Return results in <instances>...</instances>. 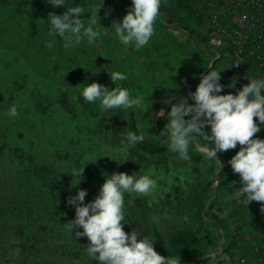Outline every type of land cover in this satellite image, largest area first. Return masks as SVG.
Listing matches in <instances>:
<instances>
[{
	"label": "trees",
	"instance_id": "trees-1",
	"mask_svg": "<svg viewBox=\"0 0 264 264\" xmlns=\"http://www.w3.org/2000/svg\"><path fill=\"white\" fill-rule=\"evenodd\" d=\"M113 1L119 8L123 5L127 9L138 7L141 11L157 12L161 14L162 27L173 23L202 45L207 42L206 35L199 32L184 14L181 0ZM80 7L85 10L89 5ZM51 10L55 14L54 7ZM98 13L96 19L106 13L108 16L109 12L100 9ZM56 14L54 23L58 22L59 26V20L65 18ZM114 21L117 20L109 19L108 22ZM34 24L29 23V28L21 26V30L17 28L11 33L24 34L28 53L43 52L46 56L33 55L28 60L23 56L25 53L0 41V69L13 67L8 84L2 83L4 96L0 97V107L4 117L1 122L8 134H3L4 138L0 140V151L9 147L10 160L27 187L15 189L19 198L8 203L16 221L17 240H218L220 231L222 240H235L234 230L240 225L234 224L229 217L238 214L248 220L253 216L245 209V197L240 200L228 198L239 185L234 158L238 150L247 148L245 140L254 137L253 131L261 120L252 116L256 125L247 131L227 126L215 100L209 99L214 77L210 70L200 75L202 69H199L200 73L185 82L188 92L182 110L183 121L178 120L175 127L166 117L177 94L171 91L158 105L164 109L163 114L154 119L155 129L162 128L163 137L146 138L137 119H144L146 114L154 112L150 101L151 83H142L145 84L143 88L133 85L142 106L134 105L126 86L138 84L141 77L150 81L156 71L154 61L158 59L157 48H151L156 41L142 39L144 44L138 41L139 47L125 48V40L117 42L119 37L116 35L110 36L115 40L112 41L99 30L96 43L101 54L106 60L115 55L117 59L100 75L102 60L94 61L95 52L90 51L87 44L82 42L84 50L77 46L67 48L64 54L52 55L49 49L55 47L59 36L54 35L59 27L56 26L52 33L49 27L39 31L41 25ZM100 24L103 23L100 21ZM141 25L146 24L142 22ZM28 31L31 35H27ZM135 32L139 30L135 29ZM47 62H56L55 67L58 65L65 72L62 73V69L57 74L49 72L48 68L42 67ZM115 70L119 71L120 77L111 74ZM127 73L132 74L131 80L124 84L126 78L123 75ZM159 74L165 76L163 72ZM95 75L106 80L108 87H122L127 103L121 106L117 100L106 98L98 83L88 90L83 89V84ZM244 93L252 99L256 89L248 88ZM204 105L205 116L199 120L195 112ZM195 141L207 147L221 163L214 180L216 160L197 149ZM10 146L16 148L10 150ZM156 155L183 158L185 165L181 169H175L174 163L168 162L174 167L173 178L168 173L164 175L166 186L163 189L168 190L167 196H176L179 187L189 186L187 208L194 222L193 228L178 227L164 236L152 216L147 220L148 198L142 206L144 221H139L143 211L136 204L138 197L134 186L142 181L141 173L150 170L148 165L156 162L153 158ZM183 179L194 183L188 185ZM174 180L178 182L174 184ZM263 180L264 172L261 171L254 177L255 188L249 187L248 195H253L257 189L262 191ZM160 188L156 182L148 186L153 195ZM150 198L155 199L149 197V201ZM221 198L228 199L227 203L231 204L230 214L220 215L214 208L217 203L221 204ZM177 202L172 201L171 207ZM134 208L137 214L135 210L131 211ZM263 219L258 226L261 232H264ZM140 223L146 225V234ZM144 242L146 253L138 248L137 241H17V255L10 259L16 264H147L151 260L159 264H210V258L218 256L204 257L217 250L218 241ZM234 246L235 241H221L222 253ZM149 254L151 257L147 262L144 259Z\"/></svg>",
	"mask_w": 264,
	"mask_h": 264
},
{
	"label": "rangeland",
	"instance_id": "rangeland-1",
	"mask_svg": "<svg viewBox=\"0 0 264 264\" xmlns=\"http://www.w3.org/2000/svg\"><path fill=\"white\" fill-rule=\"evenodd\" d=\"M115 4L116 3H114L113 0H0V41L6 43L9 48H17L18 51L22 52V54L25 53L23 56L28 60L33 55L41 57L40 55L42 54L43 56H46L43 52L35 54H31L30 52L28 53V47L26 46L27 44L24 34L14 35L11 32L18 30L21 26L23 28H29V23L31 25H35L34 22H38L41 25L38 26L39 31H42V27L43 29L49 27L53 33L54 28H56L58 23H54V19L56 18L55 14L57 12L56 16L60 17L61 15L65 18V20H59V26H57L59 28L56 30V34L54 35V37L56 35L59 37L55 40V47H50V54H64L67 48H75L77 46L83 49V42L88 45L90 51L94 50V61L98 59L102 60L103 70L99 72L100 75H103L101 72L105 73L110 68L108 65L110 62L117 61V59L115 55L112 58L110 57L111 59L106 60L101 54L102 50L98 43H96L98 39L96 34L99 30L105 37H109L112 41L115 40L110 36L115 37L116 35L119 37L117 42L121 39L122 42L125 40L123 42L125 43V48H129V46L139 47L138 41L143 43L142 39L146 42L156 41L155 43L157 44L154 46L151 45V48H157L156 52L158 53H155V55L158 59H155L154 61L156 71L153 76H151L150 81L148 79L143 80V77H141L138 84H127L130 82L132 74L127 73L126 75H123V77L126 78L124 84H127L126 87H129L130 98H132L134 105L142 106V104L138 102L140 99L137 97L135 87H133V85L143 88V85L145 86V84L142 83H151L149 87L151 88L150 91L153 89V92L151 95L152 99L150 101L153 102L154 107H151V110L153 109L154 112L146 114L144 119L138 117L137 122L140 129L144 131V134H142L143 136L146 138L160 139L163 137L164 132L162 128L155 129L157 126L154 124V119L157 115H162L164 109L158 105L166 98L169 92H177L171 104V112L166 117L171 120L175 127L177 126L176 122L178 120L183 121L182 110L186 105L185 97H187L188 92V90L185 91V82L197 73H200L199 69H202L200 75L205 73L208 55L205 54L202 44L198 43L194 37L184 33L185 31H183L176 24L167 23L162 27L160 25L162 21L161 14L152 12L151 10L147 12L141 11L138 7L127 9L122 5L119 8V6ZM79 5H89V7L84 10ZM52 7H54L55 14H53V10H51ZM77 7H80V10H78L79 8L77 9ZM100 9L104 11L108 10L109 17L106 16V13V15L104 14L100 19L98 18L99 20L96 19L95 17H98ZM112 15L114 19L112 18ZM109 19L117 21L108 22ZM100 21L103 24H100ZM140 22L145 23L147 26L144 25L142 27ZM100 26L104 28L100 29ZM141 27L145 30L140 29ZM135 29H138L139 32L136 33ZM19 30H21V28ZM118 30L120 31L118 32ZM35 31H38V29H35ZM27 35H31V32L28 31ZM51 36H53V34ZM51 36L47 37L48 41L51 40L49 39ZM53 38L51 42H53ZM118 44L119 43H117V45ZM117 45L114 44L115 47ZM129 53L130 52H126V54ZM121 56H119V60H122ZM68 58L71 57L69 56ZM164 58L165 61L163 60ZM41 59L43 60V58ZM47 63L48 64H45V66L42 64V67L48 68L49 72L53 74H57V72H60L62 69V67L58 65L55 67L57 64L56 62ZM77 63L79 62L77 61ZM216 66L217 68H222V66H224V60L222 62L218 61ZM12 68L13 67L0 69V97L4 96L2 83L4 81L8 84L9 77L12 74ZM61 71L62 73L65 72L63 69ZM70 72L74 71H69L68 73ZM161 72L164 73V77L159 74ZM111 74L116 78H118L117 76L120 77L119 71H111ZM198 78H200V76ZM100 79L101 78L99 76L95 75L92 79H89L88 83L83 84L82 88L88 90L91 85L98 83L100 86L99 88L101 89L100 92H102L106 98L109 96L110 98L117 100L121 106L127 103L126 98L123 96L122 87H108L106 80ZM114 83L117 82L114 81ZM184 93L185 95H183ZM205 107L206 105L202 108L199 107L195 112L199 120L205 116ZM143 110H145V107ZM226 110L227 109H223L222 113L224 116H228V118H230L231 114H228L230 112ZM3 117L4 113L2 111V107H0V140L4 138L3 134H8V129H4L1 122ZM225 123L228 126L226 121ZM195 146L197 149L213 156L209 149L200 144L198 141H195ZM14 147L16 148V146H10V150ZM8 150L9 147H6L0 151V240H17L18 235L15 231L16 221L14 215L10 212L8 203L19 198L16 195L15 189L23 190L27 187L25 186V183L20 180L21 173L19 170H15V167L10 160ZM153 158H156V162H152L148 165L150 170L141 173L140 178L143 182L139 181V183L134 186L135 192L137 193L136 197H138L135 199L136 204L140 205L141 211H143L141 212V218L139 221H144L143 214H145V212L142 206H145V200L148 198L147 204L149 203V206L146 204V208L149 211V214L147 213V220L149 221V216H152L157 224V227L164 236H167L170 231L178 227L189 226L193 228L194 222H192L190 211L187 208L188 198L186 192L188 191L189 186H187V188L179 187L178 194L176 196H167L166 193L168 190L163 189V187L166 186V181L163 178L164 175L168 173L171 178H173V173H171V171L174 172V167H171L169 164L174 163L175 169H181L185 165L183 158L179 156L168 157L159 155L153 156ZM169 161L170 163L168 164ZM163 170L165 172H163ZM239 179L241 178L239 177ZM183 180L188 185L191 182V184L194 183L193 181H188L187 179ZM153 182H156L157 185L161 186L160 190L158 189V192L154 195L152 192L150 194V190L148 189V186L152 185ZM177 182V180H174V184ZM242 190L243 195H248L249 192L246 183ZM27 193H29V191H27ZM235 193V191L232 193V197L227 195L228 198L234 199L233 196ZM149 197H155V199L150 198L151 200L149 201ZM174 200L178 201L177 205L171 207V202ZM227 200L228 199L221 198V204L217 203L214 206L220 215L230 214L231 204H228ZM246 205H248V203L245 202V206ZM133 210L136 212V208L131 209V211ZM229 218H231V221L234 224L240 225L238 230H234L235 240H264V232L259 231L258 226H260L261 223H259L260 221H258V218L250 217L246 220L238 214H235V217L231 216ZM140 226H142L144 232L143 234H146V225L140 223ZM136 240L144 239L137 238ZM16 242L17 241H0V264H16L10 259V257L17 255ZM219 243L221 244V241L217 242V247ZM136 244L139 249H143L146 253L147 246L144 241H137ZM213 254H217L218 256L210 258V264H264V241H235V246L228 250L227 253H222V249L218 252L217 248L215 252L205 254L204 257H210ZM150 257L151 255L149 254L145 256L144 260L147 261V258L149 259ZM147 264L159 263L151 260V262H148ZM171 264L177 263L173 262Z\"/></svg>",
	"mask_w": 264,
	"mask_h": 264
},
{
	"label": "built area",
	"instance_id": "built-area-1",
	"mask_svg": "<svg viewBox=\"0 0 264 264\" xmlns=\"http://www.w3.org/2000/svg\"><path fill=\"white\" fill-rule=\"evenodd\" d=\"M181 1L184 14L206 35L202 45L208 55L205 70L214 77L209 99L215 100L221 113L223 109L230 112V118L221 115L229 127L252 130L256 125L252 116L261 120L254 137L245 140L247 148L238 150L234 158L239 185L233 196L235 200L245 197V209L260 221L264 218V189L243 195L242 188L246 183L250 192L249 187L255 188L254 177L264 172V0ZM223 60L224 66L217 68V62ZM248 88L256 89L252 99L244 93Z\"/></svg>",
	"mask_w": 264,
	"mask_h": 264
},
{
	"label": "water",
	"instance_id": "water-1",
	"mask_svg": "<svg viewBox=\"0 0 264 264\" xmlns=\"http://www.w3.org/2000/svg\"><path fill=\"white\" fill-rule=\"evenodd\" d=\"M186 98V97H185ZM214 158H215V160L217 161V168H216V170L214 171V176H213V180L215 179V176H216V174H217V171L221 168V163L218 161V159L215 157V156H213ZM222 231H220V235H219V240H221L222 239ZM219 251H221V244L219 243V245H218V252ZM191 262H188V263H186V264H190Z\"/></svg>",
	"mask_w": 264,
	"mask_h": 264
},
{
	"label": "crops",
	"instance_id": "crops-1",
	"mask_svg": "<svg viewBox=\"0 0 264 264\" xmlns=\"http://www.w3.org/2000/svg\"><path fill=\"white\" fill-rule=\"evenodd\" d=\"M184 33H186V32H184ZM187 34V33H186Z\"/></svg>",
	"mask_w": 264,
	"mask_h": 264
}]
</instances>
